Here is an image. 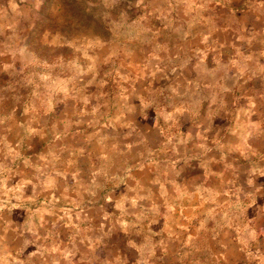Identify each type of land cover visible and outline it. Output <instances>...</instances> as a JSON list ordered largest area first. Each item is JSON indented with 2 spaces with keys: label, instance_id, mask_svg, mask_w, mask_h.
<instances>
[{
  "label": "rangeland",
  "instance_id": "1",
  "mask_svg": "<svg viewBox=\"0 0 264 264\" xmlns=\"http://www.w3.org/2000/svg\"><path fill=\"white\" fill-rule=\"evenodd\" d=\"M0 264H264V0H0Z\"/></svg>",
  "mask_w": 264,
  "mask_h": 264
}]
</instances>
